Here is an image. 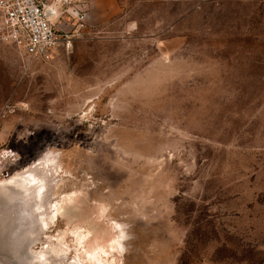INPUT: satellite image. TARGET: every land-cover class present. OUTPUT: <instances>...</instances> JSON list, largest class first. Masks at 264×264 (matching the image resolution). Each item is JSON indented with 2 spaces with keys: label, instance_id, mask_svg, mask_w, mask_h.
Wrapping results in <instances>:
<instances>
[{
  "label": "rangeland",
  "instance_id": "374dc122",
  "mask_svg": "<svg viewBox=\"0 0 264 264\" xmlns=\"http://www.w3.org/2000/svg\"><path fill=\"white\" fill-rule=\"evenodd\" d=\"M61 28L50 60L0 40V180L57 155L49 234L117 221L115 264H264V0H91Z\"/></svg>",
  "mask_w": 264,
  "mask_h": 264
},
{
  "label": "bare ground",
  "instance_id": "6f19581e",
  "mask_svg": "<svg viewBox=\"0 0 264 264\" xmlns=\"http://www.w3.org/2000/svg\"><path fill=\"white\" fill-rule=\"evenodd\" d=\"M49 154L0 180V251L18 253V264L22 259L30 264H115L127 236L117 221L112 233L95 237L94 242L89 229L75 226L70 236L74 248L65 236L59 239L49 234L51 224L65 216L61 200L55 197L61 182L60 162L57 155ZM70 199L69 193L63 195V200ZM43 237L46 246L37 250Z\"/></svg>",
  "mask_w": 264,
  "mask_h": 264
},
{
  "label": "built area",
  "instance_id": "2783aa9c",
  "mask_svg": "<svg viewBox=\"0 0 264 264\" xmlns=\"http://www.w3.org/2000/svg\"><path fill=\"white\" fill-rule=\"evenodd\" d=\"M90 4L91 0H0V40L28 58L50 60L64 45L65 21H74L78 29L84 26Z\"/></svg>",
  "mask_w": 264,
  "mask_h": 264
}]
</instances>
